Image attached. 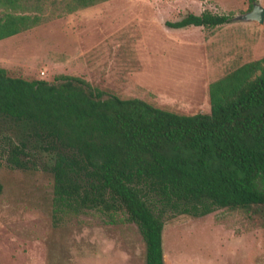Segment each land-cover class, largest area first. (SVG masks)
I'll list each match as a JSON object with an SVG mask.
<instances>
[{
    "label": "rangeland",
    "instance_id": "rangeland-1",
    "mask_svg": "<svg viewBox=\"0 0 264 264\" xmlns=\"http://www.w3.org/2000/svg\"><path fill=\"white\" fill-rule=\"evenodd\" d=\"M249 11L247 0H109L0 41V67L26 80L82 78L182 115L208 113L209 85L264 57V23L236 19ZM203 12L232 21L168 25ZM4 130L32 154L24 159L29 169L13 167L0 135V264H145L139 228L122 214L111 222L91 210L55 227L51 157L31 142L25 123H2ZM162 247L165 264H264V228L240 210L167 213Z\"/></svg>",
    "mask_w": 264,
    "mask_h": 264
},
{
    "label": "trees",
    "instance_id": "trees-1",
    "mask_svg": "<svg viewBox=\"0 0 264 264\" xmlns=\"http://www.w3.org/2000/svg\"><path fill=\"white\" fill-rule=\"evenodd\" d=\"M106 1L0 0V41ZM247 1L250 9L256 2ZM231 21L203 12L168 25ZM208 97V113L182 115L82 78L26 80L0 67V125L25 123L31 142L52 159L53 225L91 210L111 222L122 214L139 228L145 264H165L167 213L240 210L264 228V57L212 82ZM2 134L9 163L29 169L28 145Z\"/></svg>",
    "mask_w": 264,
    "mask_h": 264
},
{
    "label": "water",
    "instance_id": "water-1",
    "mask_svg": "<svg viewBox=\"0 0 264 264\" xmlns=\"http://www.w3.org/2000/svg\"><path fill=\"white\" fill-rule=\"evenodd\" d=\"M236 19L240 20L241 22H252L256 21L259 24L264 23V7L261 6L257 1L252 4L251 11L246 12Z\"/></svg>",
    "mask_w": 264,
    "mask_h": 264
}]
</instances>
